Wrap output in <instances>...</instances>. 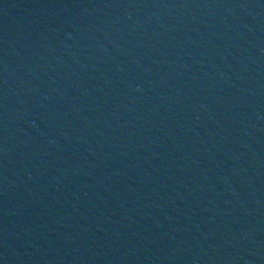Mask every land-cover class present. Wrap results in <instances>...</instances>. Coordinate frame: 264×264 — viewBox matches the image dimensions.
I'll return each instance as SVG.
<instances>
[{
	"label": "water",
	"instance_id": "obj_1",
	"mask_svg": "<svg viewBox=\"0 0 264 264\" xmlns=\"http://www.w3.org/2000/svg\"><path fill=\"white\" fill-rule=\"evenodd\" d=\"M0 129L169 159L264 136V0H0Z\"/></svg>",
	"mask_w": 264,
	"mask_h": 264
}]
</instances>
